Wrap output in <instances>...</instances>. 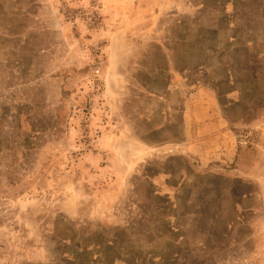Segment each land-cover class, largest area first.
<instances>
[{
    "label": "rangeland",
    "instance_id": "1",
    "mask_svg": "<svg viewBox=\"0 0 264 264\" xmlns=\"http://www.w3.org/2000/svg\"><path fill=\"white\" fill-rule=\"evenodd\" d=\"M201 86L239 179L164 151ZM0 264H264V0H0Z\"/></svg>",
    "mask_w": 264,
    "mask_h": 264
},
{
    "label": "crops",
    "instance_id": "2",
    "mask_svg": "<svg viewBox=\"0 0 264 264\" xmlns=\"http://www.w3.org/2000/svg\"><path fill=\"white\" fill-rule=\"evenodd\" d=\"M226 95V94H225ZM218 87L201 86L186 100L183 108V126L185 139L181 142H169L164 151L169 157L181 156L192 161L191 174L204 179L216 181L239 179L237 143L220 105ZM187 172L182 171V177ZM155 183V194L166 201L169 207H175V194L180 184L174 185L168 180V175ZM188 175L184 176L186 178ZM210 188V201L214 200L217 186ZM212 198V199H211ZM208 201V202H210ZM211 221V220H210ZM171 229L176 232L171 219L168 220ZM212 230L209 231L211 233Z\"/></svg>",
    "mask_w": 264,
    "mask_h": 264
}]
</instances>
